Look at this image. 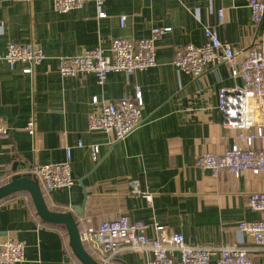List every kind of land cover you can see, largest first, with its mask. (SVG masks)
I'll use <instances>...</instances> for the list:
<instances>
[{
  "label": "crops",
  "instance_id": "1",
  "mask_svg": "<svg viewBox=\"0 0 264 264\" xmlns=\"http://www.w3.org/2000/svg\"><path fill=\"white\" fill-rule=\"evenodd\" d=\"M101 9L105 17L95 2L60 12L53 0H0V123L6 130L0 134V179L6 182L35 163L62 162L71 146L75 185L44 194L52 210L72 212L81 231L125 214L146 222L149 235L159 223L191 244L247 245L253 260L264 264V248L238 230L239 222L264 217L248 205L252 192L264 191V173L214 175L196 164L203 152L221 154L239 141V130L223 125L218 94L244 81L234 78L225 62L208 63L199 79L173 63L177 48L205 43L209 24L242 61L264 22L254 25L247 0H106ZM167 26L172 31L156 40L157 64L146 70L111 72L103 84L93 73L63 76L59 71L61 57L99 44L107 48L114 37L147 38L153 28ZM9 42L38 44L46 57L26 74L25 63L10 67L2 58ZM136 85L145 104L143 123L135 131L111 143L106 133L90 130V114L100 108L94 96L113 101L134 95ZM30 118L33 135L24 129ZM91 144L99 145L98 161ZM135 179L143 195L132 193ZM29 197L18 192L0 202V236L23 242L21 264H82L68 232L44 222ZM150 257L147 250L125 251L111 264H148Z\"/></svg>",
  "mask_w": 264,
  "mask_h": 264
},
{
  "label": "built area",
  "instance_id": "2",
  "mask_svg": "<svg viewBox=\"0 0 264 264\" xmlns=\"http://www.w3.org/2000/svg\"><path fill=\"white\" fill-rule=\"evenodd\" d=\"M60 12L82 7L87 2H95L99 16L105 17L101 9L106 0H53ZM255 26L264 22V0H247ZM223 9L219 10L220 21ZM126 16L120 17L125 25ZM206 41L202 45L187 44L177 48L174 65L199 79L206 71L207 64L225 62L231 68L234 78L241 77L244 85L222 88L219 91L218 109L223 114L225 128L239 130L238 142L225 152H203L196 158V164L209 169L214 175L226 170L235 177L247 171L255 175L264 173V30L257 36L245 57L239 61V53L227 42H223L216 26H205ZM172 31L171 26L155 27L147 38L132 39L114 37L110 46L98 45L84 49L69 57H61L59 71L63 76L96 75L104 83L111 72H124L132 75L157 64L156 40L162 34ZM45 54L38 44L33 42L7 44L2 58L10 67L17 62L25 63L22 71L32 72ZM94 104H100L97 112L89 117L90 130L102 131L109 136L110 142L125 139L143 123L144 96L142 88L136 85L134 95L124 94L121 98L101 101L93 97ZM24 129L34 134V119L30 118ZM0 123V134H5ZM79 147L84 144L79 142ZM93 159L99 160V145H89ZM67 158L56 163H35L26 172L38 178L43 192L68 189L75 185L72 174V147L67 146ZM0 179V185L5 183ZM139 180L130 182L132 193L143 195ZM248 205L251 209L264 212V191L250 194ZM149 225L143 220H132L121 214L103 220L97 228L81 231V237L87 250L96 254L102 264H111L115 257L125 251L150 252L148 264H257L252 256V248L244 244H225L221 246L198 245L187 242L182 233L168 234L165 226L153 224L154 234L149 235ZM238 230L249 236L255 246L264 248V217L239 222ZM24 244L21 241L0 236V264H21L24 260ZM213 256L216 261L213 262Z\"/></svg>",
  "mask_w": 264,
  "mask_h": 264
},
{
  "label": "water",
  "instance_id": "3",
  "mask_svg": "<svg viewBox=\"0 0 264 264\" xmlns=\"http://www.w3.org/2000/svg\"><path fill=\"white\" fill-rule=\"evenodd\" d=\"M15 169L14 167L13 170ZM20 191L29 193L35 210L43 220L66 227L70 246L82 264H102L84 245L81 237L80 221L76 216L72 212L52 210L48 206L37 177L28 172L13 174L8 181L0 185V200Z\"/></svg>",
  "mask_w": 264,
  "mask_h": 264
},
{
  "label": "trees",
  "instance_id": "4",
  "mask_svg": "<svg viewBox=\"0 0 264 264\" xmlns=\"http://www.w3.org/2000/svg\"><path fill=\"white\" fill-rule=\"evenodd\" d=\"M20 192H24V193H27V194L29 195V193L26 192V191H20ZM16 193H18V192H16ZM13 194H15V193H13ZM13 194H11V195H13ZM11 195H9V196H7V197L1 199L0 202H2L3 200L9 198ZM29 196H30V195H29ZM29 200H30V202H31V204H32V206H33V208H34V205H33V203H32L31 197H29ZM34 209H35V208H34ZM37 214H38V213H37ZM40 218H41V217H40ZM42 220H43V219H42ZM43 221H44V222H47V221H45V220H43ZM47 223H50V222H47ZM52 224H54V223H52ZM56 225H57V224H56ZM61 226L64 228V230L66 231V234H67L66 227H65L64 225H61ZM67 235H68V234H67Z\"/></svg>",
  "mask_w": 264,
  "mask_h": 264
}]
</instances>
